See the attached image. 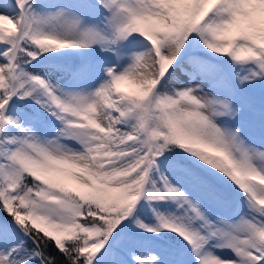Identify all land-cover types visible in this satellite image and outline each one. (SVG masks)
Instances as JSON below:
<instances>
[{"label": "snow or ice", "instance_id": "1", "mask_svg": "<svg viewBox=\"0 0 264 264\" xmlns=\"http://www.w3.org/2000/svg\"><path fill=\"white\" fill-rule=\"evenodd\" d=\"M0 264H264V0H0Z\"/></svg>", "mask_w": 264, "mask_h": 264}, {"label": "trees", "instance_id": "2", "mask_svg": "<svg viewBox=\"0 0 264 264\" xmlns=\"http://www.w3.org/2000/svg\"><path fill=\"white\" fill-rule=\"evenodd\" d=\"M52 251H53L54 254H57L58 255V253L55 252V249H52Z\"/></svg>", "mask_w": 264, "mask_h": 264}]
</instances>
